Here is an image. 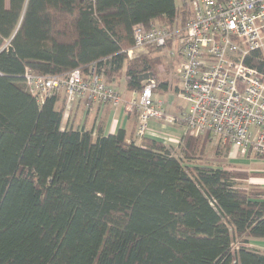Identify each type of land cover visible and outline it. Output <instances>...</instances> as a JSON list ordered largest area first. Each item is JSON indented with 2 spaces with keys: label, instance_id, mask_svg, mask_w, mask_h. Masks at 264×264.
Segmentation results:
<instances>
[{
  "label": "trees",
  "instance_id": "16d2710c",
  "mask_svg": "<svg viewBox=\"0 0 264 264\" xmlns=\"http://www.w3.org/2000/svg\"><path fill=\"white\" fill-rule=\"evenodd\" d=\"M178 13L176 0H0V264H264L248 246L264 239V187L205 163L212 135L187 132L178 156L123 128L75 127L63 90L40 102L27 88L26 67L159 82V48L129 55L134 28H183L192 13ZM246 63L264 72L262 49Z\"/></svg>",
  "mask_w": 264,
  "mask_h": 264
},
{
  "label": "built area",
  "instance_id": "2783aa9c",
  "mask_svg": "<svg viewBox=\"0 0 264 264\" xmlns=\"http://www.w3.org/2000/svg\"><path fill=\"white\" fill-rule=\"evenodd\" d=\"M191 10L185 26L174 31L155 22L134 28L129 55L148 46L176 45L180 95L189 102L179 117L167 114L153 96L157 80L147 79L141 90H133L129 104L139 113L137 136L146 135L151 119L182 121L187 132L209 133L222 145H230L237 156L264 158V72L246 63L255 51L264 49V0H192ZM24 78L40 102L63 90L64 118L78 100L88 107L123 102L118 89L95 69L89 74L75 68L65 75H43L26 67Z\"/></svg>",
  "mask_w": 264,
  "mask_h": 264
},
{
  "label": "crops",
  "instance_id": "0c3cea01",
  "mask_svg": "<svg viewBox=\"0 0 264 264\" xmlns=\"http://www.w3.org/2000/svg\"><path fill=\"white\" fill-rule=\"evenodd\" d=\"M179 60L180 58L175 63L171 60L173 64H168L163 74L158 73L157 76L160 79L153 92L154 99L163 103L165 112L176 117H179L189 108V102L180 95ZM126 82L127 79L124 73L112 82V84L119 85L117 88L123 98V102L118 106H114L111 103H93L91 107H88L83 100L75 103L71 116L74 126L92 129L95 134L100 131L99 133L103 135L115 134L119 128H123L127 131L128 141L135 140L140 143L141 138L136 137L137 129L140 125L139 113L136 109H130L129 107L133 98V90L128 89ZM63 97H65V92H63ZM63 123L67 125L66 120ZM186 133V126L182 121L170 123L163 118H154L147 123L145 136L156 141H164L163 143L176 150L181 138ZM231 149L229 145L227 153ZM224 154L222 155L224 156ZM228 165L232 164L229 163ZM236 167L241 168L239 166ZM248 246L264 252V239L253 238Z\"/></svg>",
  "mask_w": 264,
  "mask_h": 264
},
{
  "label": "rangeland",
  "instance_id": "374dc122",
  "mask_svg": "<svg viewBox=\"0 0 264 264\" xmlns=\"http://www.w3.org/2000/svg\"><path fill=\"white\" fill-rule=\"evenodd\" d=\"M179 4V13H178V23L182 24L186 21V19L191 15L192 10H191V1L192 0H185L186 2L184 3L183 0H176ZM9 2V0H7ZM183 20H185L183 22ZM160 21V20H159ZM181 21V22H180ZM158 24H161L160 22L156 21ZM161 22H165L162 20ZM152 56H158L159 58L161 57L163 62H161L160 65L156 67V72L163 74L164 71H166L167 65L171 64L173 60L174 63L176 60L179 59V54L177 52V47L176 45L168 46L167 48H162L160 50H150ZM263 51V56H264V49ZM171 52H174L172 54ZM173 64V63H172ZM177 69V67H176ZM106 81L109 82V80L105 77ZM115 87H119V85L112 84ZM205 135V134H203ZM203 138V137H202ZM205 138V137H204ZM207 138L210 140L209 141V146L207 150V157H206V162L209 165H228L229 163L232 164L233 166H239L245 170H248L252 172L251 177L247 181H243V185H248V186H257V187H264V158H258V157H249L245 158L242 156H237V154L231 149L229 153H227V147L226 145H222L218 139H212L210 136H207ZM221 149L223 151V155L216 156L215 154V149ZM172 150H174L173 147H171ZM174 153L179 156V150L176 149L174 150ZM233 158V159H232ZM187 163V162H186ZM195 163V161H194ZM239 242V241H236Z\"/></svg>",
  "mask_w": 264,
  "mask_h": 264
},
{
  "label": "water",
  "instance_id": "95a60500",
  "mask_svg": "<svg viewBox=\"0 0 264 264\" xmlns=\"http://www.w3.org/2000/svg\"><path fill=\"white\" fill-rule=\"evenodd\" d=\"M153 77V72H148L140 77V80H147Z\"/></svg>",
  "mask_w": 264,
  "mask_h": 264
}]
</instances>
